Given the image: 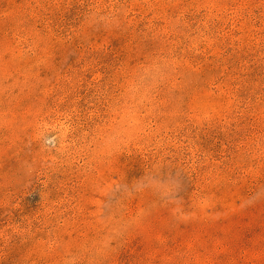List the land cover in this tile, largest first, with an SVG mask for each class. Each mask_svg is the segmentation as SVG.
<instances>
[{
	"label": "rangeland",
	"instance_id": "374dc122",
	"mask_svg": "<svg viewBox=\"0 0 264 264\" xmlns=\"http://www.w3.org/2000/svg\"><path fill=\"white\" fill-rule=\"evenodd\" d=\"M0 264H264V0H0Z\"/></svg>",
	"mask_w": 264,
	"mask_h": 264
}]
</instances>
